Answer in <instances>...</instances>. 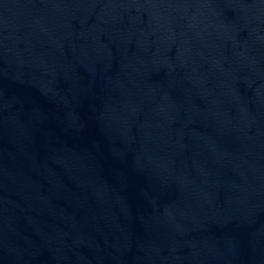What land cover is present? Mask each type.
I'll use <instances>...</instances> for the list:
<instances>
[{
  "label": "water",
  "instance_id": "obj_1",
  "mask_svg": "<svg viewBox=\"0 0 264 264\" xmlns=\"http://www.w3.org/2000/svg\"><path fill=\"white\" fill-rule=\"evenodd\" d=\"M0 264H264V0H0Z\"/></svg>",
  "mask_w": 264,
  "mask_h": 264
}]
</instances>
